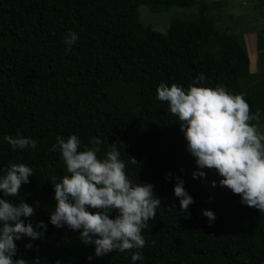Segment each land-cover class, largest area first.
Segmentation results:
<instances>
[{
	"label": "trees",
	"instance_id": "trees-1",
	"mask_svg": "<svg viewBox=\"0 0 264 264\" xmlns=\"http://www.w3.org/2000/svg\"><path fill=\"white\" fill-rule=\"evenodd\" d=\"M141 4L155 13L190 8L196 1L0 0V176L13 163L34 170L20 195L6 199L36 206L34 215L23 219L34 227L39 221L47 225L38 229L42 238L16 241L14 259L23 257L27 264H264V212L242 204L239 195L220 185L215 170L204 169L206 178L193 176L198 165L178 117L156 93L161 82L187 89L204 73L205 86L224 85L244 96L250 114L259 109V121H250L257 125L264 116V70H249L244 40L214 27L207 2L200 1L196 16L173 18L165 33L141 22ZM69 30L79 40L67 53ZM18 134L36 140L37 147L13 150L5 137ZM73 134L81 150L99 138V158L115 143L128 178L151 183L161 199L155 219L142 231L141 260L131 259L137 249L96 257L95 246L85 245L79 231L50 222L57 203L50 178L59 181L66 174L52 146L57 136ZM177 177L194 198L186 212L174 194ZM203 210L214 212L215 219L210 222Z\"/></svg>",
	"mask_w": 264,
	"mask_h": 264
},
{
	"label": "clouds",
	"instance_id": "clouds-1",
	"mask_svg": "<svg viewBox=\"0 0 264 264\" xmlns=\"http://www.w3.org/2000/svg\"><path fill=\"white\" fill-rule=\"evenodd\" d=\"M79 35L69 30L64 37L65 51L70 53ZM206 77L200 73L195 82L185 89L181 84L161 82L156 88L157 98L170 105V113L178 117L180 130L187 141V150L195 157L199 171L194 177H205L204 169L215 170L222 179L220 185L240 196L242 204L264 212V135L258 134L250 121H259L260 111L250 114V105L244 96L231 93L224 85L205 86ZM5 139L13 150L37 147V141L18 134ZM102 141L93 137L91 146L83 145L75 134L67 139L56 137L52 150H58L66 165V174L59 181L51 177L56 206L50 213V222L56 227L79 231L85 245L95 246V256L101 257L114 251L121 253L132 249L133 262L143 258L146 239L142 231L149 220L155 219L161 199L155 195L151 183H133L126 175V164L120 158L115 143L104 158H99ZM133 164L137 163L131 158ZM34 170L23 164L13 163L0 176V264H27L23 257L14 259L16 241L27 236L40 239V228H47L44 221L34 227L23 218L32 217L36 206L25 200L19 204L6 197L19 196L22 184L29 183ZM171 174H166V178ZM174 194L186 212L194 198L176 178ZM215 187L216 182H212ZM38 206V205H37ZM89 208L95 211H90ZM115 213V215H113ZM202 215L211 221L215 213L203 210ZM155 244V240L152 241ZM31 248L32 244L26 245ZM93 259L92 256L88 257Z\"/></svg>",
	"mask_w": 264,
	"mask_h": 264
},
{
	"label": "rangeland",
	"instance_id": "rangeland-1",
	"mask_svg": "<svg viewBox=\"0 0 264 264\" xmlns=\"http://www.w3.org/2000/svg\"><path fill=\"white\" fill-rule=\"evenodd\" d=\"M190 8L172 7L167 11L151 12L145 5L138 7L139 18L145 25L165 33L173 18H187L198 15L195 0ZM208 3L207 14L216 29L225 31L244 40L249 70H264V5L259 0H203ZM260 124L255 125L258 134L264 135V116ZM264 144V140L261 141Z\"/></svg>",
	"mask_w": 264,
	"mask_h": 264
}]
</instances>
